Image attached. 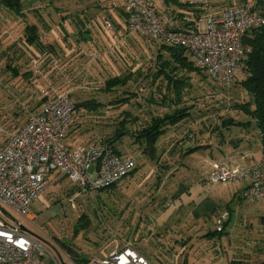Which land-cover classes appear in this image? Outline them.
<instances>
[{"label": "rangeland", "instance_id": "obj_1", "mask_svg": "<svg viewBox=\"0 0 264 264\" xmlns=\"http://www.w3.org/2000/svg\"><path fill=\"white\" fill-rule=\"evenodd\" d=\"M255 1L234 0V2H231V0H222L220 3H222V6H225L241 4L243 2L253 4ZM26 2L28 4L30 0H26ZM27 4H24V6ZM80 4L74 6V9L80 7ZM63 5L65 4L63 3ZM258 5L263 10L264 0L258 3ZM60 7L58 5V8ZM68 10L71 13V9ZM3 13L4 18H8L7 13ZM104 17L111 20L112 27H107V20ZM104 17H102L103 25H105L103 34L106 30L110 35L120 32L121 38L117 41V45L120 47L121 52L117 49H113V51L110 49L111 47H105L101 44L95 46V49L86 47L84 43L77 42L74 38L67 36L68 34H65L64 28H60L59 25L55 24L51 27L49 34H53L54 41H58L62 47L58 53L33 52L25 44L19 43L21 46L15 54L14 63L17 66L20 64L19 68L21 69H32L34 75L31 80H26L24 77H11L9 71H4L2 66L4 65V61L0 62V146L6 141L9 134L19 128L26 121L29 114L37 109L48 96L57 93H70L76 102L90 98H99L105 104H110L108 101L119 96V92L122 89L119 88V92L116 95L115 93L113 95H105L100 88L104 87L105 79L117 74V72L121 73L125 71L127 73V68L133 66L137 61L146 65L158 62L156 55L158 53H155L156 51L158 52V41L153 40L148 35L134 32L126 26L125 32L118 31L120 25H117L116 17L113 14ZM163 17L171 25V21H168L169 17H166L165 14ZM72 20L74 21L75 19ZM17 22L13 23L15 24L13 28L19 31L20 29L17 27H21L22 23L19 24ZM72 26L77 29L75 25ZM207 27L206 18L201 21L199 28L201 31H206ZM68 28L69 26L66 27V29ZM94 34L97 40H101L97 32ZM1 35L3 33H0V51L4 49L1 48L2 44L4 43L5 47L9 39L14 37V35L9 36V34ZM188 76L191 86L185 90L184 103L191 107L192 116L186 119L179 129L175 128L172 137H163L161 141H164V143L161 146L165 147L164 157L170 154L172 150L170 148L173 147L175 139L181 137L180 133H182V136L185 135L187 137L183 142V147L187 149L194 144L186 141L192 142L196 133L205 130H211V132L217 131L221 128L220 125H223V120L231 117V115L235 117H243L245 115L246 119L250 118V116L241 113V111L238 112L233 107L235 103H243L249 99L247 90L242 85L238 83L233 86L221 87L211 82L208 77L203 76L201 73H190ZM139 79H133L134 83L128 84L127 88L140 93L142 97L137 101H140L141 105L135 102L129 108L128 105L114 106L113 103L110 104V107L105 109L101 107L98 111L93 112L85 108L77 110L74 122L68 132L67 142L77 141L79 145H87L95 139L112 135L117 127V122L121 120L118 119L121 117L120 113L125 108L130 109L132 113L139 110L137 116H145L146 114L141 109L148 106L147 101L144 100V96L150 90L145 79ZM239 79L242 78L239 77ZM235 128L237 126L232 127L233 130H236ZM222 130L217 135L218 138L227 137L231 133L228 128L224 127ZM256 135L257 132H255V137ZM127 147L128 150L125 151V154L132 155L138 160V166H140L139 163L142 161H139V159L142 152L138 149V145L130 146L127 144ZM174 147L177 149L176 146ZM208 148L204 146L192 154H184L178 162L181 165V169L177 173V177L185 176V182L191 188L193 198L197 201L199 197L204 198L212 192L215 194L217 191L214 186L208 187L207 185L202 190L200 187L202 184L199 183L201 180L199 176L200 170H198V167H200L199 162H201L203 157L210 156ZM196 162L197 164L195 165ZM157 163H154L150 171L147 172L150 175V179L141 181L142 183L140 182V185L137 186L135 194L138 192V189L142 190L138 192L139 195L137 197L133 196L134 198H130V193H120L118 196L113 194L114 197L119 198L118 201L121 206L116 204L117 202L114 203L118 209L112 208L109 210V208L107 210V206L102 209L97 194L109 197L111 203L114 199L107 196L108 193L110 195L114 192L117 193L120 189L125 188L126 185H128V189L131 183L137 180V175H130L129 178L123 179L114 190H98L94 196L92 193H89L92 195L90 196L88 192L81 191L78 186L70 182L69 178L59 177L32 204L31 212L36 216L35 219L31 220L11 209L7 210L28 229L39 235L46 245H48L45 242L46 237L55 244L58 247L57 256L64 263L76 264L67 254L66 248L62 245L63 242L90 257L106 256L118 244L124 246L130 243L134 247H137V249L138 246L146 247V245H149L150 248L147 249L148 254L146 255L154 264H161V260L163 264H183L182 259H186L187 264H242L244 262L242 260L246 261L245 264H260L264 262V253H262L264 250V201H249L242 196L233 197V195H226L229 198L221 196L223 200L219 201L218 211L215 213L213 211L209 212L200 219L205 221H201V223H204L202 232L210 230L214 232L217 230V217L226 208L232 215L230 216L231 218L229 217L230 222L225 229L229 233L223 235L219 233L213 234L199 241L197 238L201 237L202 234L197 229V226L194 225L192 227L187 225L190 220H195L187 212L183 213L179 209V206L182 205L181 199L177 201L176 205H173L172 198L169 199V202L166 204L170 203L167 206H170L171 212L168 213L167 210L169 209L167 206L165 207L166 211L164 210L165 213L163 210L160 211V208H157V206L152 208V211L141 210V205L145 207L149 205L148 207H150V204L153 203L149 199L148 194H146V191L150 187L153 189V186L158 189L159 184L155 183L156 177L163 176L165 182L169 181L170 177L166 176L168 173L164 172L166 166ZM161 163H163V160ZM188 165L192 168H189ZM175 172L177 171L175 170ZM139 173L140 171L137 172V174ZM204 178L208 179L209 175H205ZM233 183L235 182H231L230 184L232 185ZM216 185L219 188L222 186V184ZM163 190L164 188H162L161 192ZM128 200L131 201L129 202L131 204L128 206L131 207L133 205L134 210H128V207V211L125 210ZM130 212H134V214L132 218L129 217L128 227L124 224L123 217ZM83 213L88 214L91 224L86 232H81L74 238V226L79 216ZM177 220L180 223L178 227L175 226ZM187 227L189 228L187 229ZM129 228L132 231L137 230L138 234L136 232L126 234ZM191 229L194 231L193 235L195 234L194 239L185 248L186 251L182 252L184 247L177 243V241L183 236H188V231H191ZM139 232L142 233L140 234ZM159 232L164 234V238L161 237V245H157L156 241L154 243L152 238L157 239V233ZM181 252L182 259L177 255Z\"/></svg>", "mask_w": 264, "mask_h": 264}, {"label": "built area", "instance_id": "obj_2", "mask_svg": "<svg viewBox=\"0 0 264 264\" xmlns=\"http://www.w3.org/2000/svg\"><path fill=\"white\" fill-rule=\"evenodd\" d=\"M125 11L130 30L158 42L187 48L197 66L223 87L236 82L242 71L250 51L244 43L248 32L264 24V16L250 2L229 6L209 16L206 31L199 27L170 28L158 15L152 0H126ZM106 25L110 28L112 22L107 20ZM75 114L70 93L50 95L0 146V264H61L39 237L23 231L8 216L11 209L35 219L31 206L50 185L53 173L68 176L91 193L119 181L135 166L134 159L121 156L105 141L69 149L66 139ZM210 179L223 183L245 182L242 197L264 201V159L244 167L215 162ZM230 216L228 209L218 215V229H222ZM86 264L152 262L127 243L116 245L106 256L93 257Z\"/></svg>", "mask_w": 264, "mask_h": 264}, {"label": "trees", "instance_id": "obj_3", "mask_svg": "<svg viewBox=\"0 0 264 264\" xmlns=\"http://www.w3.org/2000/svg\"><path fill=\"white\" fill-rule=\"evenodd\" d=\"M261 1L262 0H258V1L256 0L253 4L252 3L251 4L264 16V6L262 10L259 8L258 5V3H260ZM91 2L93 3L92 7H96L94 13L95 15L98 14L101 10L106 11L107 16L111 15L109 11V6L114 4L112 3V0H92ZM152 2L158 15L164 19L163 17L164 14L166 17H169V15H171L172 12H176L177 14L179 12V9H187L189 6H191L194 0H152ZM231 2H234V0H231ZM25 3L26 0H0V6L4 8L2 12L9 13L10 18L14 19L15 21H18L19 24L22 23L21 27L19 28L20 30L16 31L13 34L14 37L12 39H9L8 44H6L4 49L0 51V62L4 61L3 63L4 65H2L4 71H9L11 73V77H15V78L24 77L26 80H31V78L34 75V71L32 69H25V70L21 69L19 68L20 67L19 63L18 66L14 63L15 54L19 50V47L21 46L19 43L25 44V46L30 48L33 52L38 51L41 53H49V54L58 53L59 50L62 49V47L58 41L56 42L54 41L55 39L53 37V34L51 35L49 34L51 27H53L55 24L63 23L64 21L69 19H74V18L85 19L90 15L84 13L83 12L84 9H80V7L74 9V6H77V4L81 3V1H77V0H36L29 6L26 5L24 6ZM63 3L65 5H63ZM68 4H74V5H68ZM58 5H60L61 7L58 8ZM235 5L238 4L226 5L224 9L229 6H235ZM119 6L120 7H116L118 14L121 17L123 18L125 17L127 19V14L125 11L126 0L123 7L121 6V3L119 4ZM61 9L63 10L61 11ZM68 9H71V13L70 10ZM104 19L109 20L106 17H104ZM2 20H4L3 16L0 15V24H3ZM109 21L111 22V20ZM165 22L167 23L166 20ZM167 25L170 28L177 30L178 29L191 30L199 27V24L195 23V20L187 22V25H169L168 23ZM63 28L64 31H66L64 25ZM244 43L247 47L250 48V51H248L247 53V57L242 65V71L241 73L238 74L237 81L232 83L231 86L239 83L247 90L249 99L243 103H235L233 107L237 109L238 112L241 111V113L250 116V119L247 121L236 120V117L231 115V117L223 120V125L248 126L253 122L254 125L259 130V137L264 151V24L250 30L245 38ZM157 60H158V62L156 63L157 70L152 72V76L154 82L157 80L160 82L157 93L158 96L156 97V99L151 98L150 102L152 103L155 102L156 104H158V108L156 110L154 108L149 109V111L145 113L146 115L143 117H139L135 115L134 117L129 118L128 117L129 114H127L128 113L127 111L129 110L125 112L122 111L125 114L123 115V113H121L123 118L122 119L121 117L118 118L121 120L117 122V127L113 131V134L109 135L108 137L95 139L93 141V142L105 141L118 154H120L123 157H130L135 161V166L127 175L123 176L119 181L115 182L114 184L104 189H108L109 191L114 190L117 187L118 183L123 179L129 178L130 175L131 176L137 175V180L133 181L128 189H127L128 185H126L125 188L120 189L117 193L111 192L112 193L111 195L108 193L107 196H110L111 199H114V201L113 202L111 201V203L109 197L106 196L103 197L97 194L102 209L105 206H107V210L109 208H110L109 210H111L112 208L118 209V207L114 205V203L116 202H117L116 204L121 206L120 202L118 201L119 198L114 197L113 194L115 196H118L120 193L121 194L130 193L129 195L130 198L137 197L139 195L138 192L142 190L138 189V192L136 194H135V190L136 188H138L137 186L140 185L139 183L141 181L143 182L145 179H150V175H148L147 172L150 171L151 166L154 163L156 164L158 162L160 163V165L164 164V166H166L165 167L166 169L164 168V172L168 173L167 171H169L173 166H175V164H178V162L180 161L181 157L184 154L192 153L201 147L200 145L199 146L196 145L185 149L183 147V142L187 137L185 135L182 136V133H180L181 137L175 139V143L173 147L170 148L172 149L170 154H167L164 157L165 147L161 146V144L164 143V141L161 140H163L164 134L171 126H174L176 129H179L181 124H183L186 121V119L192 116L190 106L187 105L178 106V103L183 102V97L186 93L185 91L186 88L191 86V82L188 76L189 73H201L203 76L208 77L209 79L211 78L209 77V75H207L206 72L202 71L197 66L194 57L185 47L159 42ZM185 76H187L188 78ZM128 77L129 75L127 76L116 75L108 78L106 80V89L111 90L118 86H122L126 84V79ZM239 77L242 79H239ZM164 80L166 82L165 85L163 84ZM212 82L214 81L212 80ZM131 98H132L131 95L117 96L115 97V99L110 100V103L112 104L114 103V106H123L125 103H127L128 100H131ZM72 99L75 103L76 111L85 108L88 111L93 112V111H98L101 107H103V103L96 98L85 99L78 102H76L74 98ZM169 104H174L175 107L172 108L168 107V109L167 108L165 109L164 107L170 106ZM127 144L130 146L138 145L139 147L138 149H140V152H142V154L140 153V159H139V161H142L139 163L140 166H138V160H136L132 155L129 156L125 154V151L128 150ZM174 146H176L177 149H175ZM162 160L163 163H161ZM138 171H140L139 174H137ZM168 176L170 177L168 179L169 180L168 182H165L163 176L156 177L155 183L157 185L159 184L158 189L153 186V189H151L150 187L148 191H146V194H148L149 199H151L153 203L150 204V207H148L149 205H147L146 207L144 205H141L140 206L141 210L152 211L153 210L152 208H155L157 206V208H160V211L162 210L166 211L165 207L170 204V203L169 204L166 203L169 202V199L172 198V196L174 195L176 189L178 188V185L182 182L181 178L177 177V172L171 173ZM74 185L78 186L81 191L88 192V195L90 196L92 195L94 196V194H96L98 191V190L92 191L91 192L92 195H91L89 194L90 193L89 191H84L81 185L77 183H74ZM162 188H164L163 192H161ZM104 189H99V190H104ZM129 202L131 201L130 200L127 201L125 210H127V207L129 208L128 210H134L133 205H131V207L128 206L131 204ZM169 207L168 209H170ZM134 212H130L123 217L124 224L128 227H129L128 224L129 217L132 218ZM182 212L185 213L188 211H182ZM230 218L224 221L222 229L217 228V230H215L214 232L211 230L202 232L204 229V225H203L204 223H201V221L205 222L204 220H200V219L198 221L190 220L187 225L192 227L194 225L197 226V229H199L200 233L202 234L201 237L197 238V240L199 241L200 239L203 240L204 238H208L213 234L219 233L223 235L225 233L226 234L229 233L225 229L229 225ZM90 224L91 221L88 214L83 213L82 215H80L74 226L73 237L76 238L81 232H86ZM175 226L177 227L180 226L179 220H177V224L175 223ZM188 228L189 227H187V229ZM131 232H136V234H138L137 230L132 231V229L130 228L128 229V233L126 234H130ZM139 233L141 234L142 232ZM193 233L194 231H192L191 229V231H188V236H183L177 241V243H179L182 247H184L182 252L186 251L185 248L188 247L189 243H191L192 240L194 239L195 234L193 235ZM32 235L39 237L36 233ZM163 235L164 234L161 232L157 233L158 236L157 239H154V237H152L153 242L155 243L156 241L157 245H161L162 243L161 237H163ZM62 245L63 247L66 248V252L69 255V257L76 264H86L88 260L91 258L89 255L87 256L85 253L78 251L76 248L74 249V247L66 244L65 242H63ZM146 247L138 246V250H140L144 255H146L148 254L147 249H149L150 246L146 245ZM182 252L177 254L179 257H181V259H182V255H181ZM262 253H264V250ZM56 258L57 260L60 261L61 264H70L68 262L65 263L61 262L59 257ZM48 260L50 261V259ZM182 261L183 264H187L186 259H182ZM242 261H244L242 262V264H245L246 261L245 260ZM161 264H163L162 260H161ZM260 264H264V262H261Z\"/></svg>", "mask_w": 264, "mask_h": 264}, {"label": "crops", "instance_id": "obj_4", "mask_svg": "<svg viewBox=\"0 0 264 264\" xmlns=\"http://www.w3.org/2000/svg\"><path fill=\"white\" fill-rule=\"evenodd\" d=\"M34 1L35 0H30V2L28 4H27V2L25 4H27L26 6H29ZM82 1H84V2L82 4H80V9H84L83 12L90 15V16L86 17L85 19L74 18L75 19L74 21L72 19H70L69 21L66 20L63 23H60L57 25H59L60 28L63 27V25H64L65 29L67 26H69V28L66 29L65 34L66 35L68 34L67 36L74 38L77 42L80 41V42L84 43V45H86V47L88 46V47H92L95 49V46H99L101 44V45H104L105 47H111L110 49H112V50L117 49L119 52H121L119 49L120 47L117 45V41L121 38V33L117 32V33H112L110 35L109 32H106L107 31L106 30L104 33L106 35L103 34V30H105L104 29L105 25H103V18L102 17H104L107 12L104 10H101L98 14L95 15L94 13H95L96 7H92V5H93V3L91 2L92 0H82ZM119 1H121V2H119ZM221 1L222 0H194L193 4L191 6H189L187 9H179V12L177 14H176V12H172L171 15H169L168 21H171L170 22L171 25H180V24L187 25V22L195 20V23H198L200 25L201 21L206 19L209 15H216L222 9H224V7H226V5L222 6V4L220 3ZM197 2H200V3H197ZM112 3H114V4L113 5L109 4L110 5L109 11L111 14H113L116 17L115 20H117V25H120L118 31H124L125 26L128 27L127 19L125 17L124 18L121 17L118 14L116 7H120L119 6L120 3H121V6L123 7L125 0H112ZM3 9L4 8L2 6H0V15H2L3 19H4V20H2L3 24H0V33H3V35L9 34V36H13V34L16 32L15 28H13V27H15L14 26L15 24H13L15 22V20L14 19L12 20V18H10L9 13H7L8 18H4V15H3L4 13L2 12ZM199 9H201V10H199ZM70 21H72V23H70ZM69 23L72 25H75L77 27V29L73 28V26L70 25ZM17 28H20V26ZM67 30H69V32H67ZM95 32H97L99 34V36H100L99 38L101 40H97L94 37ZM3 35H1V36H3ZM1 48H4V43L2 44ZM155 53H158V52L156 51ZM71 59L73 60V58H71ZM127 69H128L127 73H125V71H122L121 73L117 72V74L110 76V77H113L116 75H122V76L129 75V77L126 79V84H124L122 86H118V87L111 89V90L110 89L107 90L106 89V80L108 78H110V77H108L107 79L104 80V87H100L102 92L105 95H108V94L113 95L114 93L116 95V94H118L117 92H119L118 90L120 88L122 90H120L119 96H128V95L132 96L131 100H128L127 103H125L124 105H128L129 108L135 102L138 105H141V102L137 101L142 97V96H140V93H137L136 91L130 90L129 88H127V86H128V84L130 85V84L134 83L133 79L134 80L138 79V78H140L139 80L145 79V81L149 85L150 92L144 96V100L147 101V103L149 101V103L147 104L148 105L147 107H145L141 110L143 111V113H147L149 111V109H152V108H154L156 110L158 108V104H156L155 102L154 103L150 102L151 98L156 99V97L158 96L157 93H158L160 82L158 80L154 82L153 76H152V72L157 70L156 63L155 64L150 63L149 65H146L140 61H137L133 66L128 67ZM185 77H187V76H185ZM210 81L212 82L211 79H210ZM213 83H215V82H213ZM163 84L164 85L166 84L165 80H164ZM215 84H217V83H215ZM218 86H220V85H218ZM187 88H189V87H187ZM187 88H186V90H187ZM140 90H142V89H140ZM96 99H98L100 102L103 103L104 109L107 107H110V104H112V103L105 104L104 101H101L99 98H96ZM184 100L185 99L183 97V103H184ZM108 102H110V101H108ZM183 103L182 102L178 103V106H184L185 103L184 104ZM169 105L170 106H165L164 108L168 109V107H170V108L175 107L174 104H169ZM40 108H41V105L39 107H37V109H35L33 112L39 110ZM127 110L130 111V109H126V108L123 111L125 112ZM129 111H127L128 112L127 114H129L128 117L131 118V117H134L135 115H137L139 110L135 111L134 113H132L131 111L129 113ZM124 112H121V113H123V115H124L125 114ZM121 113H120V115H121V119H122L123 116ZM249 119L250 118L246 119L245 115H243V117H240V116L236 117V120H242V121H247ZM220 126H221V128L218 129L217 131H214V132H211V130L210 131H208V130L199 131L198 133L195 134V138L193 137L192 142L186 141V142L194 144L193 146H196V145L199 146L200 145L201 147L198 148L197 150L203 148L204 146L209 147L208 151L210 152V156L203 157L201 162H199L200 167H198V170H200L199 176L201 178L199 183L202 184V185H200V184L199 185L202 188V190L205 189L206 185L208 187L214 186V188H216V190H217L215 192V194L212 192L211 194L205 196L204 198L199 197V200L197 201L196 199L193 198L191 188L188 187V184L185 182V178H184L185 176L180 177L182 182L178 185V188L176 189L174 195L172 196L173 203H174L173 205H176L177 201L179 199H181L182 205L179 206V209H181L182 211H188L187 213L195 221H198L199 219L204 217V215H206L209 212H212V211H213V213L217 212L218 211V204L220 203L219 201L223 200V198L221 196H223V197H225L226 195H229V196L233 195V197L242 196V191L247 184L245 182H241V183H233L231 185L230 183L212 182L210 178H211V174L213 172V163L220 162V163H222L228 167H244V166H247L249 164L258 162L261 159H263V157H264V155H263L264 151H263L262 144H261L260 137H259V130L254 125L253 122H252V124H249L248 126H245V125H243V126H237V125L224 126L226 129L228 128L229 131L231 132L227 137H224V138H218V136H217L221 133V131H223L222 129H224L223 125H220ZM234 126H237V128H239V129L235 128L236 130H233L232 127H234ZM70 129H71V127H70ZM174 130H175V127L171 126L166 131L164 136H166L168 138L172 137L174 134L173 133ZM255 132H257L256 137H255ZM66 145L69 149H73V148L79 146L77 141H73L71 143H68L67 140H66ZM197 150H195V151H197ZM194 152H192V153H194ZM192 153H190V154H192ZM196 164H197V162L195 163V165ZM94 167L95 166H93L92 169H94ZM188 167L192 168L189 165H188ZM180 169H181V165L175 164V166H173L168 171L167 176L170 173H174L175 170H178L177 173H179ZM205 175H209V178L208 179L204 178ZM59 177H66L67 179L69 178L66 175L61 174L60 172H55V173H53V175L51 177L50 185L55 180H58ZM70 182H72V181H70ZM216 184H220V185L222 184V186L219 188ZM199 193L201 194V192H199ZM229 196H226V197L229 198ZM182 197H183V199H182ZM185 198H186V200H185ZM180 207H182V208H180ZM226 207H228V206H226ZM187 208H188V210H186ZM168 212H171L170 209L167 210V213ZM40 239L44 242V240L41 237H40ZM45 240H46L45 242L48 245H46L45 243H43V244L47 246V248L49 249V252L54 257L55 256L58 257L57 256L58 247L55 244H53L47 237L45 238ZM113 249L114 248H112L111 250H113ZM91 258H93V257H91Z\"/></svg>", "mask_w": 264, "mask_h": 264}, {"label": "water", "instance_id": "obj_5", "mask_svg": "<svg viewBox=\"0 0 264 264\" xmlns=\"http://www.w3.org/2000/svg\"><path fill=\"white\" fill-rule=\"evenodd\" d=\"M0 209H2V207L0 206ZM8 216L10 217V219L12 221H14L16 224H18L21 229L29 234H34L30 229H28L25 225H23L17 218H15L12 214H8Z\"/></svg>", "mask_w": 264, "mask_h": 264}]
</instances>
